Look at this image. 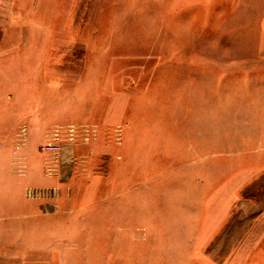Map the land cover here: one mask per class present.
Instances as JSON below:
<instances>
[{
  "label": "rangeland",
  "instance_id": "obj_1",
  "mask_svg": "<svg viewBox=\"0 0 264 264\" xmlns=\"http://www.w3.org/2000/svg\"><path fill=\"white\" fill-rule=\"evenodd\" d=\"M0 27V264L249 262L264 0H0ZM20 198L49 205L27 253Z\"/></svg>",
  "mask_w": 264,
  "mask_h": 264
},
{
  "label": "crops",
  "instance_id": "obj_2",
  "mask_svg": "<svg viewBox=\"0 0 264 264\" xmlns=\"http://www.w3.org/2000/svg\"><path fill=\"white\" fill-rule=\"evenodd\" d=\"M2 24V23H1ZM6 22H4V25ZM0 27V44H7V41H3L4 37H6V32L2 34ZM4 36V37H3ZM3 37V38H2ZM3 39V40H2ZM1 186V184H0ZM22 199L20 202H17L12 206L15 208L14 214H12V220L16 223L14 224L15 230L19 238H17L18 250L22 253H27L28 251H33V236L44 237L45 232L48 234L49 229L47 227V223L44 224L45 221H49L44 214H39L35 210L41 209L42 206L49 207L48 202H41L39 200H30L26 198ZM2 202L0 201V256L3 251V240H2V231H3V211L1 208ZM35 211V212H34ZM35 218H38L35 220ZM8 220H10L8 218ZM37 226V227H36ZM6 227V225H5ZM13 228V226H12ZM7 230V228L5 229ZM25 239V241L22 239ZM22 238V239H21ZM263 243V244H262ZM42 249V246H40ZM256 250H251L250 252V260L249 262L241 261V264H264V242H261L256 246ZM242 258V257H241ZM243 259V258H242ZM204 264V262H202Z\"/></svg>",
  "mask_w": 264,
  "mask_h": 264
},
{
  "label": "built area",
  "instance_id": "obj_3",
  "mask_svg": "<svg viewBox=\"0 0 264 264\" xmlns=\"http://www.w3.org/2000/svg\"><path fill=\"white\" fill-rule=\"evenodd\" d=\"M74 133V130H73ZM56 138L55 140L58 139V133L55 134ZM42 149L46 152V151H50V152H54V153H58L61 150V144L58 142H47L45 144H42Z\"/></svg>",
  "mask_w": 264,
  "mask_h": 264
}]
</instances>
